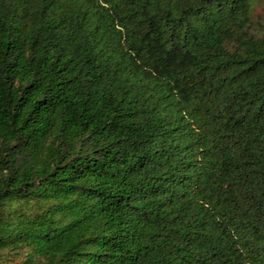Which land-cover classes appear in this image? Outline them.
Masks as SVG:
<instances>
[{
	"label": "trees",
	"instance_id": "trees-1",
	"mask_svg": "<svg viewBox=\"0 0 264 264\" xmlns=\"http://www.w3.org/2000/svg\"><path fill=\"white\" fill-rule=\"evenodd\" d=\"M259 0H0V264H264Z\"/></svg>",
	"mask_w": 264,
	"mask_h": 264
},
{
	"label": "rangeland",
	"instance_id": "rangeland-1",
	"mask_svg": "<svg viewBox=\"0 0 264 264\" xmlns=\"http://www.w3.org/2000/svg\"><path fill=\"white\" fill-rule=\"evenodd\" d=\"M253 20L257 22H264V0H259L253 8ZM16 261L13 262L15 264Z\"/></svg>",
	"mask_w": 264,
	"mask_h": 264
}]
</instances>
